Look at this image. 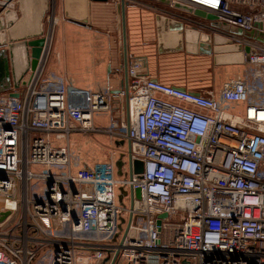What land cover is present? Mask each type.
I'll return each instance as SVG.
<instances>
[{
  "label": "built area",
  "instance_id": "2783aa9c",
  "mask_svg": "<svg viewBox=\"0 0 264 264\" xmlns=\"http://www.w3.org/2000/svg\"><path fill=\"white\" fill-rule=\"evenodd\" d=\"M176 1L256 33L237 37L253 70L195 92L129 58L114 117L106 86L45 75L53 15L33 69L29 40L20 70L3 47L0 264H264V0ZM76 134L127 150L94 160Z\"/></svg>",
  "mask_w": 264,
  "mask_h": 264
},
{
  "label": "crops",
  "instance_id": "0c3cea01",
  "mask_svg": "<svg viewBox=\"0 0 264 264\" xmlns=\"http://www.w3.org/2000/svg\"><path fill=\"white\" fill-rule=\"evenodd\" d=\"M2 2L3 0H0V5L4 8ZM125 2L127 58L139 59L143 72L152 79L195 92H216L227 78L243 76L234 72L240 69V65L237 64H242L241 66L245 68L244 62L213 63V55L224 53L222 50L212 52L210 55L191 54L184 49L170 50L176 38L171 35L159 37L155 18L157 14L184 21L201 31L213 33V30L206 27L207 20L202 16L153 0H125ZM46 3L47 0H13L4 9L7 11V16L2 17L0 28L4 26L8 29L1 33L6 41L1 47L8 48L12 57L14 50L18 51L19 60L13 65L17 70L22 68L29 54L27 46L24 48L18 40L40 35L44 31L43 13ZM119 3L120 0H52L51 8L55 23H53V39L47 59V75L62 77L74 83H101L108 88L110 96L117 92L122 87L123 80ZM39 12L42 14L40 17H38ZM219 35L230 40V43L225 45L232 46L239 42L237 35L230 33ZM0 39L3 41V38ZM220 46L223 45H213L216 48ZM225 52L230 53L233 50ZM188 60L192 61L191 64L195 67H199L201 61L209 60L216 69L214 77L222 72L229 74L224 78L220 76L215 81L219 83L216 89L194 87L168 77L167 71L172 70L170 67L174 63L185 65ZM112 102L114 104L112 116L117 117L115 108L117 104L113 98ZM99 117H95V123ZM102 117L106 125L108 118ZM98 136L100 135L94 134V137L100 140ZM115 144L119 145V150L124 149L121 141Z\"/></svg>",
  "mask_w": 264,
  "mask_h": 264
},
{
  "label": "water",
  "instance_id": "95a60500",
  "mask_svg": "<svg viewBox=\"0 0 264 264\" xmlns=\"http://www.w3.org/2000/svg\"><path fill=\"white\" fill-rule=\"evenodd\" d=\"M13 0H3V5L6 7ZM105 1V0H103ZM161 4H165L167 6H171L178 10L193 13L198 16H202L205 20H207V28L213 30V33L201 31L184 21L177 20L172 17L163 16L161 14L156 15V23L159 37L163 38L165 35H171V37H175L176 41L173 46H170V50H182L184 49L187 53L191 54H206L210 55L212 52H216L218 50H222L224 53L222 54H214L213 55V63H243L244 62V52L247 53L249 51L248 46H242L241 43L234 44L232 46L225 45V43H230V40L224 37H221L219 34L230 33L232 35L244 36V37H256V33L250 31H243L241 28L229 25L225 22L218 20L217 16L212 13H207L202 9L196 8L193 9L191 6H188L182 2L176 0H153ZM125 0H120L119 3V11L118 17L120 18V28H121V50H122V69H123V80L122 87L125 92H127V82H128V74H127V45H126V29H125ZM2 7V6H1ZM42 14L38 13V17ZM260 39V35L257 36ZM4 42L0 43V46ZM43 44V40L38 38L37 40H32L28 42L31 50V68L33 69L36 65L37 58L39 56L41 47ZM222 44L220 47H213V45ZM224 47V48H222ZM228 50H233V52H225ZM247 58V56H246ZM8 61L4 55V50L0 49V75L1 79H5V75L8 72ZM179 89H184L180 87ZM17 95V94H13ZM124 107L127 108V95H125ZM129 150V145H128ZM122 155L116 161V167L118 169L117 173L120 174V168L123 163ZM127 164L129 170L133 167L134 173H139L142 171V161L140 160H131L130 155H127ZM121 192H125L120 189ZM136 197H140L139 189L135 190ZM119 200H121V195H119ZM8 214V212L0 213V221L4 219V217Z\"/></svg>",
  "mask_w": 264,
  "mask_h": 264
},
{
  "label": "rangeland",
  "instance_id": "374dc122",
  "mask_svg": "<svg viewBox=\"0 0 264 264\" xmlns=\"http://www.w3.org/2000/svg\"><path fill=\"white\" fill-rule=\"evenodd\" d=\"M52 0H47L46 3V9L45 12L43 13V22L44 24V31L42 33H40V35H34V36H29L23 39L18 40V43L22 45V41H32V40H37L38 38H41L42 40H44L45 36L49 35V31H48V24L50 20V17L52 15ZM4 8L1 7L0 5V21L2 20V17L7 16V11L4 10ZM19 15V13L17 14ZM15 22V20H14ZM8 28L7 27H2L0 28V37L3 38V41L0 39V43L1 42H6L4 40V37H2L3 32H6ZM51 37V44H52V39H53V31L50 35ZM239 43V42H238ZM4 44V43H3ZM2 44V45H3ZM17 44V45H19ZM23 46V45H22ZM224 48V47H222ZM192 61L190 62L188 60V62H185V65H183L182 63H174L173 66H171L170 68L172 70H168L167 71V75L169 78H171L172 80L176 81V82H185L188 83L191 86L194 87H208V88H215L219 86V83H215V81L217 79L221 77H226L228 76L229 73H224L222 72L220 75L214 77V72L216 71V69H214V66H212V63L209 62V60L206 61H201V65L199 67H195L193 64H191ZM228 65H232V64H228ZM240 65V69H238V71L234 72V73H241V75H248L249 72H251V70H253V67L251 66H245L242 67V64H237ZM47 66V63H46ZM244 68V69H243ZM47 67H45V75H47ZM221 70V69H220ZM233 75V72H232ZM228 79V78H227ZM226 79V80H227ZM224 80V81H226ZM213 81V83H212ZM223 81V82H224ZM222 82V83H223ZM112 99V96H110ZM110 104L114 105L112 100H110ZM117 111V110H116ZM104 118L102 116L99 117V119H97V125L98 126H104L105 120H103ZM77 136H72V140L73 141V148H78L80 146V144H87V148H88V155L93 158L94 160H104L106 158H108L110 151L117 149L118 148L111 142H109L108 138L104 135H100L98 136L99 139H97V137H94V135H80V134H76ZM76 138V139H75ZM124 151L127 150V146L126 144H124Z\"/></svg>",
  "mask_w": 264,
  "mask_h": 264
},
{
  "label": "bare ground",
  "instance_id": "6f19581e",
  "mask_svg": "<svg viewBox=\"0 0 264 264\" xmlns=\"http://www.w3.org/2000/svg\"><path fill=\"white\" fill-rule=\"evenodd\" d=\"M54 19H55V18H52L51 26H50V31H51V29H52V25H53V23H54Z\"/></svg>",
  "mask_w": 264,
  "mask_h": 264
}]
</instances>
